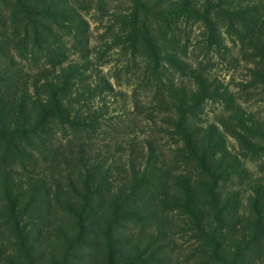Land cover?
<instances>
[{"label": "rangeland", "instance_id": "374dc122", "mask_svg": "<svg viewBox=\"0 0 264 264\" xmlns=\"http://www.w3.org/2000/svg\"><path fill=\"white\" fill-rule=\"evenodd\" d=\"M3 1L0 0V24L5 23V9L17 8L16 0H12L11 4H4ZM20 1L31 9H45L52 4L61 7L65 2ZM68 2L87 24L88 53L82 56L78 51L70 52L68 60L61 67H51L40 57L32 60L29 54L15 52L11 68L22 70L19 85L21 89L28 87L27 99L30 101L27 109L31 112L32 123L39 109L36 100L46 103L52 95L51 88L47 91L43 87L45 83H35V79L45 76L49 85L58 87L63 74H72L77 78L79 73L78 82L69 84L73 86L65 104L72 116L79 118H75V122L88 125L94 129V134L79 152L74 147H68L69 130L65 131L61 125L65 122L60 121L45 138L44 156H38L37 162L29 164L24 170L15 167L7 171L13 184H20L24 192H29L27 183L33 189L43 184L50 194V201L47 202L50 206L35 212L34 208L41 204L37 201L34 208L25 214L22 222L26 221L27 230L21 253L14 243H9L10 233L0 227V264H61L64 260L67 264H108L107 249L100 244L99 240L102 239L95 237L100 232L92 226L81 244L69 253L68 249L65 250V243L73 242L76 235L66 203L74 197L70 189L83 184L80 177L83 173L77 167L79 158H83L85 167L93 168L98 164L102 167L96 172L94 181H102L106 177L112 193L128 191L134 178L139 177L145 168L152 170V165L162 170L170 168L176 175H191L192 179L196 177L191 164L185 166L177 158L176 150L181 143L180 140L174 142L178 138L172 126L177 119L171 110L172 96L166 89L156 92L157 77H151L148 73V57L141 49L131 52V46L127 43L130 27L129 24L125 26L123 21L134 7L132 0ZM140 2L148 12L149 19L154 14L162 17L168 13L178 15L181 9L186 8L200 14H212L213 22L208 27L191 18L175 20L171 27L174 34L170 37L175 50L165 46V52L160 57L162 65L159 73L166 88L174 86L188 97L196 94L198 88L200 92L204 89L203 93H212L213 100H204L198 112L199 122L194 124L202 129L216 127V135L222 136V146L228 153L226 160L231 162L234 157L239 164L237 174L221 188L223 199H230L231 205H237L228 214L231 226L220 241V254L231 262L233 254L239 252L244 255L242 264H264V238L260 240L259 247L255 245L248 249L247 244L257 237L252 228L256 211L260 208L261 215H264V60L253 43L242 44L229 33L227 19L218 14L216 8L226 11L228 7L245 9V6L250 8L255 4L264 17V0ZM17 21L22 22V19ZM178 42L183 47L179 57L185 65L181 71L163 61L164 57L176 52ZM242 119L248 129L256 130L261 135L249 138L245 126L239 124ZM236 135L245 138L246 143L243 144ZM249 140H254L257 146H253ZM50 141L53 147L48 146ZM249 144L253 149L246 150L245 146ZM35 147L43 149L40 145H31V148ZM194 182L192 184L195 186ZM2 184L0 180V199ZM1 203L0 221L6 217ZM141 211H135L142 214L136 220L118 224L113 247V252L117 254L115 264H212L207 258L210 251L204 243L203 234L194 229L188 218L178 212L169 213L166 217L154 215V204ZM92 220L89 219V222ZM261 230L264 232V227Z\"/></svg>", "mask_w": 264, "mask_h": 264}, {"label": "trees", "instance_id": "16d2710c", "mask_svg": "<svg viewBox=\"0 0 264 264\" xmlns=\"http://www.w3.org/2000/svg\"><path fill=\"white\" fill-rule=\"evenodd\" d=\"M3 2L11 4L12 0ZM63 2L65 4H61V7L52 4L45 9H31L26 6L25 2L16 0L17 8L5 9V23L0 24V180L3 183L0 202H2V209L6 215L0 221V227L4 229V232L10 233L8 234L9 243H14L20 253L25 247L24 237H26L27 230L26 221L23 223L22 219L25 218L27 211L34 208L37 201L41 204L34 208L35 212L49 207L50 204L47 202L50 201V194L48 195L43 184L33 189L31 184L27 183L29 192H24L20 184H13L7 171L15 167L24 170L29 164L33 165L37 162L38 156H44V146L47 144L45 138L49 131L58 126L60 121L65 122L61 124L65 127V131L69 130L68 147H74L79 152L84 148V144L89 142V137L94 134V129L88 125L75 122V118H79L72 116L71 110L65 104L66 97H70V90L73 86L69 84L78 82L77 78L81 76L79 73H77V78L72 74H63V80L58 87L53 84L49 85L45 76L35 79V83L43 81L45 83L43 87L46 90L51 88L52 95L48 97L46 103L36 100L35 103L39 109L32 123L31 112L27 109V103L29 104L30 101L27 99L28 87L21 89L19 85L22 70L11 68L14 64L12 55L15 52L21 55L29 54L33 57L32 60L40 57L51 67H61L68 60L70 52L78 51L82 56L88 53L87 24L68 0H63ZM132 2L134 7L126 21H123L125 26L129 24L130 27L127 43L131 46V52L135 53L141 49L148 57V73L151 77H157L156 92H164L166 89L172 96L171 110L177 117L176 121L172 122V126L175 131L174 135L178 138L174 142L180 140L181 143V147L176 150L177 158L185 166L191 164L196 177L192 179L191 175H176L177 173L170 168L162 170L152 165L150 167L152 170L145 168L139 177L134 178L128 191L112 193L106 177L102 181H94L96 172L98 173L102 167L99 164L93 168L85 167L86 163L83 162V158H79L77 167L83 173L80 175L83 184L79 188L70 189L74 197H71V202L66 203L67 212L73 221L72 229L76 235L73 242L65 243V250L68 249L69 253L75 246L81 244L90 233L89 227L92 226L100 232L95 237H100L102 239V241L99 240L100 244L107 249V263L115 264L117 254L113 252V247L118 224L129 222L131 219L136 220L137 216H142L139 213H142L141 209L149 208L154 204V215L159 214L166 217L169 213L178 212L188 218L194 229L203 234L204 243L210 251L207 258L212 264H242L244 255L239 252L233 254L231 262H228L225 255L220 254V241L231 226L227 219L228 214L233 212L237 205H231L230 199H223L221 188L230 177L237 174L238 161L234 157L231 162L226 160L228 153L222 146V136L216 135V131L218 132L216 127L209 126L202 129L194 124V122H199L198 112L201 111L204 100H213V95L207 91L203 93L204 89L200 92L198 88L196 94L188 97L174 86L166 88V83L161 80L159 73L162 65L160 57L165 52V46L175 50L170 38L174 34L171 27L175 20H179L180 17L191 18L208 27L213 22L212 14L208 12L200 14L196 11H188L186 8L181 9L178 15L168 13L162 17L154 14L149 19L148 12L145 11L140 0H132ZM251 4L247 3V5ZM216 8L219 11L218 14L227 19L229 33L236 36L242 44L253 43L261 59L264 60V17L260 8L255 4L250 8L245 6V9L228 7L226 11L217 6ZM19 19H22V22L17 21ZM262 43L263 45H260ZM179 44L180 42L178 46ZM177 48L176 52L173 51V54L164 57L163 61L181 71L183 66L185 68L184 62L179 57L183 47L180 45ZM201 93L203 94L198 98ZM239 124L245 126L249 138L261 135L256 130L248 129L243 119ZM236 136L243 141V144L246 143L245 138L240 135ZM73 141H76L78 145L73 144ZM254 142V140L251 142L253 146H257ZM49 143L48 146L53 147L52 142ZM33 144L40 145L43 149L38 150L36 147L33 149L31 148ZM253 146L249 144L245 146V149L251 150ZM94 184H96L95 187ZM170 190L174 193L171 194ZM137 210H139L138 213L135 212ZM261 213L260 208L255 213L252 228L257 237L247 243L249 244V248L246 246L248 249L255 245L259 247L260 240L264 238V232L261 230L264 227V215ZM89 219H93L92 222H89ZM64 263L67 264L65 260Z\"/></svg>", "mask_w": 264, "mask_h": 264}]
</instances>
